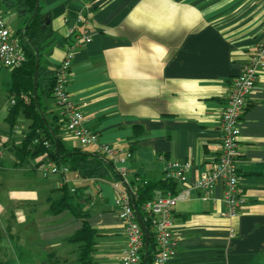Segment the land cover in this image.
Listing matches in <instances>:
<instances>
[{"label":"crops","instance_id":"0c3cea01","mask_svg":"<svg viewBox=\"0 0 264 264\" xmlns=\"http://www.w3.org/2000/svg\"><path fill=\"white\" fill-rule=\"evenodd\" d=\"M41 5L54 33L40 51L42 69L55 70L64 58L69 28L90 33V41L75 49L66 91L100 142L131 153L129 174L155 184L169 161L188 163L187 181H173L175 190L186 188L187 194L174 207L172 264H264V69L240 118L242 207L234 216L226 214L222 182L208 193L192 187L216 160L219 116L232 79L264 37V0H41ZM0 9L12 32L23 28L15 9ZM12 76L0 63V264H81L80 243L69 238L82 220L69 209H51L71 187L73 203L87 212L95 231L93 264H120L126 236L114 205L119 174L110 162L112 169L101 178L70 169L43 176L40 164L49 157L42 154L19 163L13 149L32 119L20 110L12 129L7 123L15 98ZM45 87L43 80L35 97L43 122L58 125L60 149L79 147L103 156L65 132L60 108Z\"/></svg>","mask_w":264,"mask_h":264},{"label":"built area","instance_id":"2783aa9c","mask_svg":"<svg viewBox=\"0 0 264 264\" xmlns=\"http://www.w3.org/2000/svg\"><path fill=\"white\" fill-rule=\"evenodd\" d=\"M82 19H77L81 24ZM65 55L56 67L55 82L52 96L59 106V115L65 132L70 134L81 146H96L97 151L113 164L121 181H114L116 190L114 205L117 217L123 226L126 240L120 252V264H145L148 251V241L151 234L154 249L151 252L150 264H172L176 255V237L174 234V207L176 202L187 194L186 188L172 190L161 188L152 190L149 198L143 199L137 205V188L148 185L149 180L140 174H129L126 161L130 159L129 151L122 152L116 146L100 142L95 130L86 125L78 107L70 100L66 91L71 61L78 45L90 41L91 35L84 28L77 31L72 27L67 30ZM26 55L20 37L7 26L0 9V63L11 70L23 65ZM264 69V37L255 48L249 52L242 62L239 73L232 79L231 90L219 116L218 129L220 146L212 168L204 171L193 182L192 187L208 193L217 183L224 184L223 200L226 204V214L234 216L242 207L243 198L238 193L240 157V118L246 106V100L255 87L258 72ZM36 142V141H35ZM48 146L47 141H43ZM43 176L61 174L68 171V166H58L50 159L40 164ZM187 162L169 161L163 171V178L180 183L187 181ZM130 175V176H129ZM70 193L75 188L69 189ZM138 206V207H137ZM233 236V231H231Z\"/></svg>","mask_w":264,"mask_h":264},{"label":"trees","instance_id":"16d2710c","mask_svg":"<svg viewBox=\"0 0 264 264\" xmlns=\"http://www.w3.org/2000/svg\"><path fill=\"white\" fill-rule=\"evenodd\" d=\"M0 7L15 9L18 16L23 19L24 24L23 28L16 34L20 37L26 60L21 67L13 70L12 90L15 98L6 117L11 129L16 123L20 110L32 119L30 130L26 132L20 144L13 149L17 161L23 163L42 154L48 156L58 166L64 164L70 170L78 171L84 178L104 177L112 169V164L107 158L97 153H88L79 147L62 151L58 125L50 126L43 122L38 106V95L35 97V90L41 86V82L44 80L46 85L44 92L47 91V95H52L56 69L48 71L39 65L36 66L41 49L50 44L54 37L53 30L47 22L48 14L42 12L41 0H38V4L36 0H0ZM43 141H47L48 146H45ZM173 185L172 180L164 178L155 184L139 185L135 202L138 205L143 199L149 198L152 190L158 188L175 190ZM71 194L66 190L60 199L52 202L51 209L53 212L69 209L82 220L81 228L69 239L80 243L79 260L81 264H93L91 252L95 231L86 220L87 212L79 203H73V195ZM148 234V251L145 264H150L151 252L154 249L151 234L149 232Z\"/></svg>","mask_w":264,"mask_h":264},{"label":"rangeland","instance_id":"374dc122","mask_svg":"<svg viewBox=\"0 0 264 264\" xmlns=\"http://www.w3.org/2000/svg\"><path fill=\"white\" fill-rule=\"evenodd\" d=\"M4 17L5 19L7 20L8 17L6 16V14H4ZM8 21V20H7ZM9 23V22H8ZM4 130V127L2 125H0V135H1V132Z\"/></svg>","mask_w":264,"mask_h":264},{"label":"water","instance_id":"95a60500","mask_svg":"<svg viewBox=\"0 0 264 264\" xmlns=\"http://www.w3.org/2000/svg\"><path fill=\"white\" fill-rule=\"evenodd\" d=\"M36 3L38 4V0H36ZM47 22H49V19L47 20ZM38 65V61L36 62V66ZM148 241V237H147V234H146V242Z\"/></svg>","mask_w":264,"mask_h":264}]
</instances>
